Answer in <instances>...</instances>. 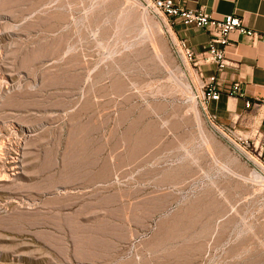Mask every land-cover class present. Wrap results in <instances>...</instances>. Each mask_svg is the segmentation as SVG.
Masks as SVG:
<instances>
[{"label": "rangeland", "instance_id": "rangeland-1", "mask_svg": "<svg viewBox=\"0 0 264 264\" xmlns=\"http://www.w3.org/2000/svg\"><path fill=\"white\" fill-rule=\"evenodd\" d=\"M168 29L0 0V264H264V154L210 126Z\"/></svg>", "mask_w": 264, "mask_h": 264}, {"label": "crops", "instance_id": "crops-1", "mask_svg": "<svg viewBox=\"0 0 264 264\" xmlns=\"http://www.w3.org/2000/svg\"><path fill=\"white\" fill-rule=\"evenodd\" d=\"M188 10H203L212 18L220 20L234 15L243 20L244 25L264 35V0H174ZM174 32L186 39L197 55L198 60L206 57V46L211 40L208 32L185 29L177 24ZM226 57L230 67L219 75L221 99L213 103L211 110L216 112L224 125L235 122L236 134L250 139L264 149V105L261 109L246 110L247 101L264 104V43H252L246 37L233 33L229 37ZM206 77L217 75L214 65H204ZM235 84H240L244 96L231 95ZM258 132V134H257Z\"/></svg>", "mask_w": 264, "mask_h": 264}, {"label": "built area", "instance_id": "built-area-1", "mask_svg": "<svg viewBox=\"0 0 264 264\" xmlns=\"http://www.w3.org/2000/svg\"><path fill=\"white\" fill-rule=\"evenodd\" d=\"M148 5L159 15L164 16L168 20V29L170 43L173 52L178 60H180L187 68L192 69L197 78V99L198 104L210 124L217 132L226 136L232 143L241 146L244 150H252L260 157L264 154V149H259L248 138L236 134L235 122L232 125H224L219 121L216 112L211 110L213 103H217L221 99V83L219 75H223L230 63L226 57V48L230 44L229 37L233 33H238L246 37L252 43H264V35L247 28L243 20L234 15H227L223 19L217 20L212 18L203 10H188L183 8L174 0H146ZM180 24L185 29L203 30L210 34L211 40L206 46V57L198 60L197 55L189 45L186 39L179 38L174 32V27ZM214 65L217 69V75L206 77L202 66ZM231 95L244 96L240 84H235ZM261 102L247 101L245 103L246 110L261 109ZM258 134V132H257Z\"/></svg>", "mask_w": 264, "mask_h": 264}, {"label": "bare ground", "instance_id": "bare-ground-1", "mask_svg": "<svg viewBox=\"0 0 264 264\" xmlns=\"http://www.w3.org/2000/svg\"><path fill=\"white\" fill-rule=\"evenodd\" d=\"M131 195V194H130ZM134 195V194H133ZM118 203V202H117ZM141 207V206H140Z\"/></svg>", "mask_w": 264, "mask_h": 264}]
</instances>
